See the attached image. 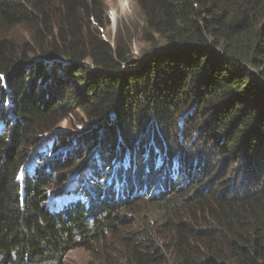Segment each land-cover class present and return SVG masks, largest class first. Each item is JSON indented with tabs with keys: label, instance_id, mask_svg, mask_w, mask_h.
<instances>
[{
	"label": "trees",
	"instance_id": "16d2710c",
	"mask_svg": "<svg viewBox=\"0 0 264 264\" xmlns=\"http://www.w3.org/2000/svg\"><path fill=\"white\" fill-rule=\"evenodd\" d=\"M135 1L165 48L131 70L103 0H0V259L264 264V0ZM21 25L19 48L1 32ZM73 110L82 131L35 150ZM140 203L161 222L132 228Z\"/></svg>",
	"mask_w": 264,
	"mask_h": 264
},
{
	"label": "rangeland",
	"instance_id": "374dc122",
	"mask_svg": "<svg viewBox=\"0 0 264 264\" xmlns=\"http://www.w3.org/2000/svg\"><path fill=\"white\" fill-rule=\"evenodd\" d=\"M103 6L106 26L104 29H99V34L101 38L105 42L109 43L113 48H119L123 51H126V56H128L127 58L129 59V61L125 64L126 69H134L135 63L144 61L165 48L164 42L158 35L147 33L148 30L145 27L144 17L135 0H103ZM1 36L2 38L14 42L19 48H21L23 44H30V32L27 27L22 25L2 28ZM31 58L33 59L34 57L31 56ZM83 123L84 119L81 113L73 110L71 116L59 125V127L53 133L54 135L50 136L49 139L56 138L58 136H66L69 134L76 135L77 131H79L81 126H83ZM99 137L100 133L96 135V141H99ZM50 140H45V143L42 144V147L48 146ZM60 150L62 149L60 148ZM56 155L57 152H54L50 156L52 157ZM70 159L71 158H68L67 161ZM46 160L47 158L44 159V161ZM211 163L213 170L212 174L213 176H216L219 174V172H216V170L220 166L221 159L219 157L215 159L212 158ZM236 163L237 162H234L231 168L229 167V169L225 171V175L223 176L222 180L218 181L219 183H217L219 186L224 183H233L234 185L235 182H239L242 168L240 166L238 168L235 167L234 165ZM235 173L236 175L232 176V174ZM229 177L232 178L230 179ZM200 184L201 186L204 185L203 180H201V182L195 183L191 190L201 187ZM56 192L57 190L53 188L48 192V194L51 193L52 195V193ZM131 215L132 217H130L128 223L132 221V228H134L133 226L136 225L145 226V222L151 220L154 222H161L162 219L159 211L156 210V208L150 207L147 204L143 206L141 203L135 208V212ZM154 226L155 225L152 224V228ZM111 244L115 246L116 250L123 252V247L120 240L118 241V239L116 240L113 238L111 239ZM120 259V257L115 259V264H121L122 262ZM102 262H104L102 250L92 254L82 249H74L68 251L62 257V259L56 262L53 261L49 264H103ZM0 264L8 263H6V261L3 259H0Z\"/></svg>",
	"mask_w": 264,
	"mask_h": 264
},
{
	"label": "clouds",
	"instance_id": "9594fccd",
	"mask_svg": "<svg viewBox=\"0 0 264 264\" xmlns=\"http://www.w3.org/2000/svg\"><path fill=\"white\" fill-rule=\"evenodd\" d=\"M52 135H54V134H52ZM51 139V138H50ZM46 140H49V138L48 139H46ZM43 143H45V141H43L37 148H35V150H37L38 148H41L42 147V144ZM47 145V144H46ZM49 145H50V143H49ZM49 145L48 146H46L47 148H49ZM97 146V145H96ZM35 150H34V152L32 153V155H34V153H35ZM34 157V156H33ZM91 160H92V158H91ZM33 162V160L32 159H29V161H28V164L26 165V167H28L31 163ZM88 164V163H87ZM86 164V165H87ZM79 171H77V173H78ZM22 173V172H21ZM23 174V173H22ZM21 174V176L20 177H22L23 175ZM77 175V174H76ZM76 175H74V173L72 174V176H71V178H70V180L71 179H73ZM49 195V202H52L53 201V199H57V200H61V197L60 196H58V198H53V197H55V195H54V193H52V195H51V193L50 194H48Z\"/></svg>",
	"mask_w": 264,
	"mask_h": 264
},
{
	"label": "water",
	"instance_id": "95a60500",
	"mask_svg": "<svg viewBox=\"0 0 264 264\" xmlns=\"http://www.w3.org/2000/svg\"><path fill=\"white\" fill-rule=\"evenodd\" d=\"M36 61H34V62H32L31 64H27V65H21V66H19V69H25V68H28V67H30L33 63H35ZM96 144H97V141H96V143H94V145L96 146ZM91 161V158L89 159V160H87L86 162H84V164L83 165H86L87 163H89ZM77 174V171L76 172H74V175H76Z\"/></svg>",
	"mask_w": 264,
	"mask_h": 264
}]
</instances>
